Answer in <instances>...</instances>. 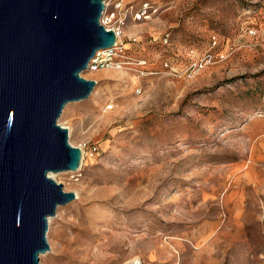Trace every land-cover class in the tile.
<instances>
[{
  "label": "rangeland",
  "instance_id": "obj_1",
  "mask_svg": "<svg viewBox=\"0 0 264 264\" xmlns=\"http://www.w3.org/2000/svg\"><path fill=\"white\" fill-rule=\"evenodd\" d=\"M147 1L125 35L148 74L82 72L96 85L58 119L82 159L56 174L76 198L40 262L264 264V0Z\"/></svg>",
  "mask_w": 264,
  "mask_h": 264
},
{
  "label": "water",
  "instance_id": "obj_2",
  "mask_svg": "<svg viewBox=\"0 0 264 264\" xmlns=\"http://www.w3.org/2000/svg\"><path fill=\"white\" fill-rule=\"evenodd\" d=\"M103 0H0V264H42L48 218L76 198L49 173L74 172L82 152L58 119L96 81L81 76L114 43Z\"/></svg>",
  "mask_w": 264,
  "mask_h": 264
},
{
  "label": "built area",
  "instance_id": "obj_3",
  "mask_svg": "<svg viewBox=\"0 0 264 264\" xmlns=\"http://www.w3.org/2000/svg\"><path fill=\"white\" fill-rule=\"evenodd\" d=\"M156 12V6L147 0L137 5L130 0H103V9L99 16V23L106 31L111 30L114 33V43L109 47L97 50L88 61L84 72L96 73L101 70H128L136 72L139 76L147 75L146 60L134 57L129 52L128 45L136 43L138 39L134 35H125V28L130 21L146 20ZM213 58L212 52H206L201 57L193 58L186 70L189 72L198 71L212 62ZM80 149L82 152V148ZM96 150V145L91 144L87 147L86 154L93 156Z\"/></svg>",
  "mask_w": 264,
  "mask_h": 264
},
{
  "label": "bare ground",
  "instance_id": "obj_4",
  "mask_svg": "<svg viewBox=\"0 0 264 264\" xmlns=\"http://www.w3.org/2000/svg\"><path fill=\"white\" fill-rule=\"evenodd\" d=\"M58 173V172H57ZM57 173H49V177H51V178H53L54 180H56L57 181V179H56V174ZM50 218L51 217H49L48 218V221H50ZM44 254V253H43ZM138 262H137V260L136 259H133V260H130V261H128V262H125L124 264H137Z\"/></svg>",
  "mask_w": 264,
  "mask_h": 264
}]
</instances>
